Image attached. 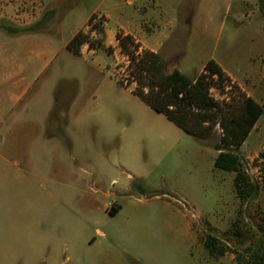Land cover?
Wrapping results in <instances>:
<instances>
[{
    "label": "rangeland",
    "instance_id": "1",
    "mask_svg": "<svg viewBox=\"0 0 264 264\" xmlns=\"http://www.w3.org/2000/svg\"><path fill=\"white\" fill-rule=\"evenodd\" d=\"M127 1L0 0L6 37L18 35L5 29L17 28L16 16L26 12L54 50L44 67L11 71L35 82L20 101H10L11 86L2 89L0 264H236L233 253L257 236L264 212V0H214L191 41L158 54L165 73L191 80L213 60L229 80H214L210 98L224 109H236L243 97L262 107L236 150L258 188L246 201L235 194L234 174L213 166L219 126L196 142L132 94L127 58L100 15L109 16L113 31L129 21ZM77 35L87 43L66 50ZM6 43L7 58L20 56L12 40ZM207 236L223 256L207 253Z\"/></svg>",
    "mask_w": 264,
    "mask_h": 264
},
{
    "label": "trees",
    "instance_id": "2",
    "mask_svg": "<svg viewBox=\"0 0 264 264\" xmlns=\"http://www.w3.org/2000/svg\"><path fill=\"white\" fill-rule=\"evenodd\" d=\"M262 4L263 0H259ZM92 15L88 22L92 21ZM38 23L27 28H6L11 34H23L36 31ZM115 40L122 54L127 58L128 76L136 84L132 94L139 98L155 113L163 115L185 134L191 136L196 142L209 137L215 128L222 130L219 142L215 145L218 152L214 159L215 169L234 174L233 187L240 201L254 198L257 186L242 169L241 160L236 154L249 133L263 113L262 107L253 99L243 97L236 109L224 107L209 97L207 91L214 80H229L220 66L213 60H208L203 71L195 80L189 79L177 70L170 73L163 71V65L158 54L143 51L137 53L139 45L122 33L115 35ZM78 41V45L86 44L82 35L75 36L67 45L66 50ZM79 52L75 51L74 55ZM121 87L129 88L130 83H120ZM264 158V154L261 155ZM119 207L110 210L114 215ZM234 236L240 238L237 223L233 224ZM203 248L210 256L221 257L226 250L219 248L216 238L207 236L202 241ZM236 264H264V212L260 215L257 226V236L250 246L242 253H233Z\"/></svg>",
    "mask_w": 264,
    "mask_h": 264
},
{
    "label": "crops",
    "instance_id": "3",
    "mask_svg": "<svg viewBox=\"0 0 264 264\" xmlns=\"http://www.w3.org/2000/svg\"><path fill=\"white\" fill-rule=\"evenodd\" d=\"M126 3L131 8L128 12L129 21L124 25H117L111 32L108 31L109 16L100 14L105 21L106 35L115 37L117 33H122L130 36L139 45L140 51L167 54L176 53L177 44L191 41L196 26L204 22L208 23L202 11L208 6L213 7L214 0H128ZM19 12L16 16L20 20L16 25L17 28L22 29L37 23L36 16H28L26 12ZM48 37L47 34L37 31L6 37L0 31V130L4 123L5 99L2 95L5 87L11 86L10 101L18 102L35 83H32L31 79L22 80L20 75L14 78L11 71H15L16 74L17 70L21 69L24 72H30L32 67L28 66L41 64L44 67L47 65L48 59L54 53L53 47L48 43ZM7 40L13 41L12 47L15 51L12 53H19L20 56H12L10 58L12 60L7 58L5 50ZM90 54L92 53L84 59L81 58L87 66L91 60ZM206 62L200 66L197 75L203 71ZM180 73L183 74L181 71ZM137 243H139L138 240ZM124 253H127L126 250Z\"/></svg>",
    "mask_w": 264,
    "mask_h": 264
}]
</instances>
